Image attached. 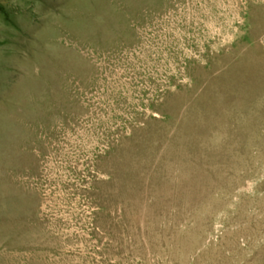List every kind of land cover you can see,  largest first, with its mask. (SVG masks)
<instances>
[{
    "label": "rangeland",
    "instance_id": "1",
    "mask_svg": "<svg viewBox=\"0 0 264 264\" xmlns=\"http://www.w3.org/2000/svg\"><path fill=\"white\" fill-rule=\"evenodd\" d=\"M0 264H264V0H0Z\"/></svg>",
    "mask_w": 264,
    "mask_h": 264
}]
</instances>
